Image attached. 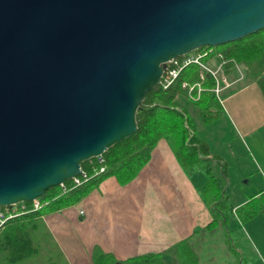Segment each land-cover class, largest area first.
I'll return each mask as SVG.
<instances>
[{"label": "water", "instance_id": "water-1", "mask_svg": "<svg viewBox=\"0 0 264 264\" xmlns=\"http://www.w3.org/2000/svg\"><path fill=\"white\" fill-rule=\"evenodd\" d=\"M264 29V0H0V208L138 129L167 63Z\"/></svg>", "mask_w": 264, "mask_h": 264}, {"label": "crops", "instance_id": "crops-1", "mask_svg": "<svg viewBox=\"0 0 264 264\" xmlns=\"http://www.w3.org/2000/svg\"><path fill=\"white\" fill-rule=\"evenodd\" d=\"M247 75L243 71L238 80L239 74L233 70L229 74L232 85L222 94L226 93V102L232 101L229 110L236 113L239 106L248 105L250 111L238 115L240 123L232 115L225 119L252 161V175L241 178L257 186L255 197L264 193V94ZM226 102L220 103L222 111ZM204 142L207 144L206 139ZM208 149L206 158L212 168L216 165L220 179H228L230 185L228 167L224 168L222 158L209 145ZM200 173H186L170 143L161 139L150 161L129 183L120 185L115 177H109L79 203L44 214L42 222L53 239L46 249L54 250L63 264H93L95 248L118 260L164 253L169 264H179L178 244L188 239L200 264H264V211L241 222L234 210L249 197H237L234 203L225 189L233 212H214V206L201 197L207 179ZM214 218L219 221L207 228Z\"/></svg>", "mask_w": 264, "mask_h": 264}, {"label": "trees", "instance_id": "trees-1", "mask_svg": "<svg viewBox=\"0 0 264 264\" xmlns=\"http://www.w3.org/2000/svg\"><path fill=\"white\" fill-rule=\"evenodd\" d=\"M212 50L214 54H222L226 61L228 74L237 63L245 68L256 80L264 94V29L248 35L238 41L223 44L217 48L202 47L196 51ZM200 69L196 65H189L182 69L178 78L167 89L159 84L150 91L143 105L138 109L136 119L137 131L120 143L115 144L102 154L82 163L81 167L89 176L88 180L79 186H73L72 181L65 182V187H52L37 201L24 202L14 206L2 207L0 211L6 215L5 222L0 225V264H63L54 250L46 249L53 243L49 232L45 228L41 217L49 212L59 211L79 203L83 198L109 177H115L120 185L132 181L140 170L150 161L151 155L158 142L166 139L173 148L174 154L183 170L188 173L202 172L206 176V183L200 189L201 197L209 206H214V212L230 213L233 208L225 200L221 183L213 174V168L206 158L209 155L208 145L194 133L189 137L187 125H190V114L187 103L193 102L206 122L214 120L220 114V102L211 91V79L202 82L205 90L196 100L179 102L180 94L186 92L182 87L184 82L196 83L200 81ZM104 167L103 172H99ZM209 192L210 198H207ZM264 196H255L237 209L241 221L254 218L263 211L264 205L254 201ZM39 204L35 209L34 204ZM253 204V205H252ZM14 215L7 218L8 212ZM218 218L208 224L214 227ZM179 264H200L199 258L189 240L178 244ZM93 264H169L164 253L145 254L118 260L113 255L95 248Z\"/></svg>", "mask_w": 264, "mask_h": 264}, {"label": "rangeland", "instance_id": "rangeland-1", "mask_svg": "<svg viewBox=\"0 0 264 264\" xmlns=\"http://www.w3.org/2000/svg\"><path fill=\"white\" fill-rule=\"evenodd\" d=\"M217 47L219 46H216L213 48H217ZM195 52L197 51H194V53ZM204 61L206 62V60ZM208 63L214 65V60L210 59L208 60ZM241 69L242 71H245L247 74L248 71L245 68H243V66H241ZM248 75L250 76V74ZM190 84L192 85V83ZM226 97H227L226 93L221 94L222 102L223 101L224 103L226 102ZM238 98H236V100H238ZM185 102L187 103V106H188V110L190 114V125L192 126V129L194 130V132H196L199 138L201 139L203 138L204 141L206 139L207 144L210 146L214 154L215 153L219 154V156L222 158V162L225 165L224 168L228 167V171L230 173V179H231L230 185L227 181L228 179L227 180L220 179V175L218 174V170H219L218 167L216 165L213 166V174L215 178L218 179L217 181L221 183L222 185L223 196H225V189H226L228 190L227 195L229 196L231 202L236 203L237 201L235 200V198L237 197H240V198L249 197V199H251L253 197V193H257L255 192L257 190H253L257 186L256 185L252 186L251 183L247 184L246 181L248 179L241 178V176L243 174H248L249 177L252 175L251 174V169L253 166L252 161L248 156L244 154V151L241 148V145L239 143V139H237L236 132L234 131L233 127L228 125V122L225 119L227 115L230 117L232 115L239 122L238 115L243 114L246 116L250 113L248 109V105L243 106V107L239 106L237 108V111H236L237 114H236L233 110L231 109L229 110V104L232 101L226 102L224 109H223L224 111H222L221 106H220V109H219L220 114L214 120L205 122L199 112V109L195 106V104L189 101H185ZM236 125L239 128V124H236ZM200 176L202 177L203 174L200 173ZM206 194H207L206 197L210 198L209 192H206ZM225 200L230 204V201L228 200V198H226V196H225ZM253 204H255L256 206L258 204L264 205V196L261 198H257ZM263 211H264V208H263ZM231 212H233V210ZM234 213L236 214L235 216L236 219L240 220L239 211L235 209ZM241 222H244V221H241Z\"/></svg>", "mask_w": 264, "mask_h": 264}, {"label": "built area", "instance_id": "built-area-1", "mask_svg": "<svg viewBox=\"0 0 264 264\" xmlns=\"http://www.w3.org/2000/svg\"><path fill=\"white\" fill-rule=\"evenodd\" d=\"M214 60V65L208 63V60ZM206 60V62L204 61ZM226 61L223 60L222 54H214L212 50L208 51H197V52H191L186 55H183L179 58L173 59L170 62L167 63V67L164 71V74L162 76V79L160 81V85L163 89L169 88L174 81L178 78L180 72L183 68L189 65H196L200 69V78L201 81H198L196 83L188 84L187 82H184L182 84V87L186 89V93L180 94L178 99H190V100H196L200 97L201 93L205 90L204 86L202 85L203 80L211 79L213 81V86L211 87V91L214 93V95L217 97L220 103H222L221 100V94L223 90L230 87L232 85V82L229 78V74L226 71L225 67ZM234 69L239 74L238 80H241L243 78V71L241 69V65L235 63ZM186 127L188 128L189 137H192L194 134V131L192 128H190L187 123ZM104 167L100 169L99 172H103ZM89 178L87 172L83 169H81L80 175L74 177L72 181L73 186H79L83 182L87 181ZM63 188L65 187V183L62 185ZM35 209L39 207V204L36 202L34 204ZM9 217L14 215V211L8 212ZM5 213L0 211V225H2L5 220Z\"/></svg>", "mask_w": 264, "mask_h": 264}]
</instances>
